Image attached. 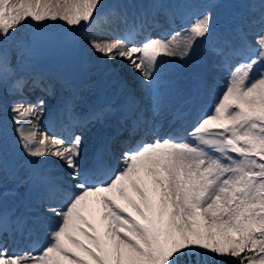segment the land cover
<instances>
[{
	"label": "snow or ice",
	"instance_id": "1",
	"mask_svg": "<svg viewBox=\"0 0 264 264\" xmlns=\"http://www.w3.org/2000/svg\"><path fill=\"white\" fill-rule=\"evenodd\" d=\"M219 7L217 0L197 5L184 35L169 37L144 34L172 14L159 0L143 6L132 0H0V177L29 182L18 169L9 170V126L23 156L55 157L66 170L29 177L40 189L30 216H17L0 202V264H264V0L237 9L230 35L214 48L229 75L210 109L189 127L165 130L156 120L178 92L168 58L191 59L198 40L212 39ZM58 20L74 33L103 20L114 34L111 40L86 37L82 50L120 84L122 101L84 116L74 114L73 101L64 105L81 128L115 124L106 147L87 158L82 134L65 139L39 132L29 117L40 119L45 100L24 98L26 89L51 90L32 68L35 51L51 38L25 29ZM122 72L139 82V93L127 87ZM10 94L20 98L9 106ZM92 203L100 206L103 232L85 215ZM24 232L36 236V246L10 251L9 238L14 242Z\"/></svg>",
	"mask_w": 264,
	"mask_h": 264
},
{
	"label": "bare ground",
	"instance_id": "2",
	"mask_svg": "<svg viewBox=\"0 0 264 264\" xmlns=\"http://www.w3.org/2000/svg\"><path fill=\"white\" fill-rule=\"evenodd\" d=\"M165 0H160V2H164ZM171 2L173 7H177L175 12H182L185 16L190 15L194 16L195 10H190V5H188L189 1L193 0H166ZM153 2V0L151 1ZM148 1L146 4L151 3ZM173 15V14H172ZM183 17L180 18V21ZM170 18L161 17L159 23L149 31V33L144 34H151L152 36H159L162 33L171 36L172 30L174 29L173 24H169ZM169 24V25H168ZM168 25V26H166ZM162 27H167L164 31L160 32ZM230 27V25H229ZM183 29L180 28L177 32H181V36H183ZM82 32V36L84 38H95L98 40H111L114 38V34L111 33L106 25L104 24L103 20L99 22V25L89 30L87 28L80 29ZM230 35V33L228 34ZM227 37V35H226ZM179 39V38H178ZM84 39H79L77 46H80L83 43ZM218 43V38L214 35V37L208 41H201L199 46H196L194 49V55H192L191 59H186L181 61L176 58H168L171 62L175 63L176 65L182 66L183 64L189 65L191 68H197L199 63H195L194 59L197 54H199V59L202 64L205 65L203 74L201 75L199 85L202 87V91L208 92L213 90L214 96H218L223 91V83H224V75L225 70L227 67H224L219 61L223 58H220L217 54L213 53L212 49L215 48L216 44ZM99 55V54H95ZM88 60L91 62H95V57H90L88 55ZM204 61V62H203ZM117 65L120 64L119 61L116 62ZM90 68L95 69V71H99L96 67V64H93ZM124 78L125 82L126 79L127 86H131V89H134L139 93L138 88V81L133 78L132 75L128 73L122 72L121 73ZM95 76V75H94ZM93 76V77H94ZM44 80L46 83L51 85L50 92L26 89V94L36 93L39 98L45 97V111L41 115L40 119L37 121L35 116L29 117V121H35L38 131L41 133H47L49 136H55L57 138H65L68 139L70 135H83L85 145H86V158L91 156L93 152L101 145L104 144L105 147L111 140L112 135H114V126L112 125H102L100 123H92L87 124L85 127L81 128L78 123L70 121L68 119V115L64 110V105L67 101L71 100L74 102V114L76 116H84L90 108L98 107L103 105L107 102H113L115 104H119L123 99V93L121 91L120 84L112 79L111 77L105 76L104 83L106 86V91L103 95H101L97 101H92L93 94L91 90L93 88L92 84H83L80 87L74 86V84L70 85L69 83L61 80L59 77L53 75H45ZM191 79L186 78L177 84L178 92L175 95H171L168 97L166 103L168 104V110H166L164 116H156V120L158 121L159 126L166 130V128L173 124H178L183 127H189L191 123H193L196 119L200 116L198 115V106L195 104L194 98L191 97L190 94L185 96L186 90L188 89L189 85L191 84ZM130 83V84H128ZM127 89H125L126 91ZM14 95H9V97L4 101L9 106L14 103L17 99L13 98ZM185 96V98H184ZM195 96V95H193ZM192 99V107L189 111H185V108L189 106ZM187 102H186V101ZM150 103V101H147ZM27 106V105H25ZM10 108V107H9ZM210 109V108H209ZM176 110L174 114L173 111ZM21 123H25L21 121ZM28 124H25V127H28ZM168 127V128H169ZM93 136V137H92ZM93 147V148H92ZM92 149V150H91ZM28 164L32 165L33 169L28 174L29 176L33 175L34 173L39 174H47L50 176H58L63 175L66 171L61 162L55 157H44V158H32L28 157ZM53 167H58L59 171H53ZM27 175V176H28ZM26 176V178H28ZM10 185L14 182L8 181ZM20 193H25V202L22 204H18L17 200H14L13 197L9 194H2L0 193V202H2V206L6 208L9 212H14L17 216H30L35 211V205L39 203V196H40V189L39 185L35 183L31 185L27 189L25 188V184L23 186L18 187ZM133 198L135 194L131 191L129 192ZM122 206H124L129 212H131L130 205L123 199L118 201ZM28 208L34 209L32 211L28 210ZM85 215L88 216L90 219L93 218V223L97 225V227L103 232V224L105 222L100 220V206L98 204L92 203L90 205V210L85 212ZM25 233V232H24ZM24 233L17 234L15 237V241L9 238L8 247L9 250H18V251H28L33 248L31 244V239L35 238L34 245L38 243L37 238L34 234H30L27 232V238L24 237ZM26 239L28 242H26Z\"/></svg>",
	"mask_w": 264,
	"mask_h": 264
},
{
	"label": "rangeland",
	"instance_id": "3",
	"mask_svg": "<svg viewBox=\"0 0 264 264\" xmlns=\"http://www.w3.org/2000/svg\"><path fill=\"white\" fill-rule=\"evenodd\" d=\"M148 1L151 2L152 0H133L132 2L143 6ZM164 2L172 6L171 4L172 1L168 2L165 0ZM205 2L206 0H193V2L189 1L188 5H190L191 7L190 10L194 9L196 12L198 11L197 5L203 4ZM249 2L256 3L258 2V0H217V3L220 4V7L216 9L214 19L217 25L215 36L218 38V42L222 38L226 37V35L229 36L228 29L235 11L237 9L243 11L246 4ZM176 9L177 7L172 6L173 15L171 14L170 16H167V18H170L169 24L170 23L173 24L174 29H177L176 31L172 30V32H177L180 28L185 29L188 26L187 25L183 27L180 24L181 23L180 18L183 17L184 14L182 12H178V13L175 12L174 10ZM161 17H166V16L162 15ZM191 18H194V16H192ZM166 28L167 27H162V29H160V32L164 31ZM25 31L29 33H40L45 37L51 38L47 43L42 44L40 47H38L33 55L32 68L36 74L41 75L42 77H44L45 75H53L59 77L61 80L69 83L70 85L74 84V86L77 87H80L83 84H88V85L92 84L93 88L91 90V93L94 96L92 101H97L98 98L105 93L107 89L104 83L105 75H103L100 72V70L95 71V69L90 68L93 64H96L97 61L91 62L88 60L89 54L87 50H82L83 43L80 46H77L79 39L81 38L85 39L82 36V32L80 30L74 33L72 29L69 28V26H67L64 22L58 20L55 22L46 21L42 27L32 24L29 27H27ZM201 41L202 40H198L196 46H199V43ZM212 51L213 53L217 54L214 51V48L212 49ZM194 62L199 63V66L197 68L194 67L191 68L187 64L178 66L173 62L171 63L176 68V73L174 76L176 84H178L179 82H181L186 78L191 79L190 81L191 84L186 90L187 94L185 96H188V94H190L191 97L189 96V100L190 98H194L195 104L199 107V112L197 111L198 115H203L202 114L203 111H208L211 105L215 103L216 96H214V92L212 88L210 91L204 92L202 91V87H200L199 85L201 75L203 74L205 68V65L202 64L199 59V54L196 55ZM228 75H229V71L228 68H226L224 75L223 90L227 84ZM127 80L128 79H126V82ZM127 87L131 88V86H127ZM13 98L17 99L20 97L13 96ZM24 98L27 101L34 103L38 98V96L36 93L26 94V92H24ZM42 99H45V97H43ZM191 103H192V99H191ZM11 114L12 113L9 108V115ZM9 124H11L10 120H9ZM16 140L17 137L14 128L9 126L7 129L8 147H7V157H6L9 170L13 168L18 169L17 172L18 177L22 180H27L29 182L19 184L16 179L12 178L11 175L0 177V193L9 194L13 197L14 200H17L18 204H22V202L23 203L25 202L24 200L25 193H20L18 187L23 186L25 184V188L27 189L28 187L34 185L35 183L29 180L30 176L28 175L30 171L33 169V167L32 165L28 164L29 161L28 157L23 156L21 154V151L18 148V144L16 143ZM52 170L59 171V168L53 167ZM26 176L28 178H26ZM8 181H12L14 183L10 185ZM28 210L32 211L34 209L28 208ZM131 212L134 216H136V213L132 209ZM137 219H139L138 216ZM90 220L93 222L92 217L90 218ZM26 242H28L27 239Z\"/></svg>",
	"mask_w": 264,
	"mask_h": 264
}]
</instances>
